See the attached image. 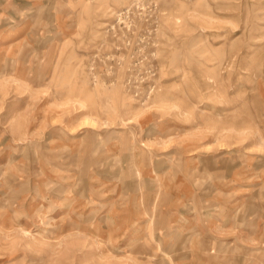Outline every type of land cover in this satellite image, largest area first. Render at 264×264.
Segmentation results:
<instances>
[{
    "label": "rangeland",
    "instance_id": "rangeland-1",
    "mask_svg": "<svg viewBox=\"0 0 264 264\" xmlns=\"http://www.w3.org/2000/svg\"><path fill=\"white\" fill-rule=\"evenodd\" d=\"M0 264H264V0H0Z\"/></svg>",
    "mask_w": 264,
    "mask_h": 264
}]
</instances>
